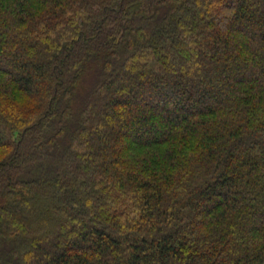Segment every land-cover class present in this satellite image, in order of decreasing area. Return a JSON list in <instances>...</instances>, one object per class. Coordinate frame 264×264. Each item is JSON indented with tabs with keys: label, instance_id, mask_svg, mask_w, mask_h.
I'll return each instance as SVG.
<instances>
[{
	"label": "trees",
	"instance_id": "trees-1",
	"mask_svg": "<svg viewBox=\"0 0 264 264\" xmlns=\"http://www.w3.org/2000/svg\"><path fill=\"white\" fill-rule=\"evenodd\" d=\"M0 264H264V0H0Z\"/></svg>",
	"mask_w": 264,
	"mask_h": 264
},
{
	"label": "rangeland",
	"instance_id": "rangeland-1",
	"mask_svg": "<svg viewBox=\"0 0 264 264\" xmlns=\"http://www.w3.org/2000/svg\"><path fill=\"white\" fill-rule=\"evenodd\" d=\"M184 91H186V90L185 89L183 90V88L179 90V92H181V93ZM173 100L176 101V99H173ZM135 103H139V101L137 100V101H135ZM192 111H196V108L194 106H192Z\"/></svg>",
	"mask_w": 264,
	"mask_h": 264
}]
</instances>
